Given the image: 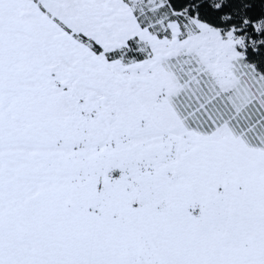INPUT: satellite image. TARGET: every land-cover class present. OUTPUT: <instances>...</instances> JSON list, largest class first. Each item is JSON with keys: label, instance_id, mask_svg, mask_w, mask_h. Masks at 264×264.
Returning a JSON list of instances; mask_svg holds the SVG:
<instances>
[{"label": "snow or ice", "instance_id": "snow-or-ice-1", "mask_svg": "<svg viewBox=\"0 0 264 264\" xmlns=\"http://www.w3.org/2000/svg\"><path fill=\"white\" fill-rule=\"evenodd\" d=\"M0 264H264V0H0Z\"/></svg>", "mask_w": 264, "mask_h": 264}]
</instances>
